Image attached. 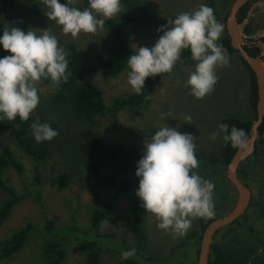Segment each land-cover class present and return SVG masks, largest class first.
Segmentation results:
<instances>
[{
  "label": "rangeland",
  "instance_id": "obj_1",
  "mask_svg": "<svg viewBox=\"0 0 264 264\" xmlns=\"http://www.w3.org/2000/svg\"><path fill=\"white\" fill-rule=\"evenodd\" d=\"M150 10L159 18L177 17L180 13H192L203 5L213 8L217 22L223 25V32L217 41L226 35L225 18L233 0H144ZM66 4V0H59ZM71 7L84 10L82 0H75ZM253 11L249 18L252 40L264 37V7ZM46 6L41 0H17L13 8L5 12L0 3V24L18 27L25 33L33 30L41 35L48 30L58 40L63 50L73 45L79 56L88 63L96 64L99 58H106L102 49V38H106L105 27L94 34L80 33L78 38L62 33V27L49 21L45 15ZM122 11V8H121ZM118 16V15H117ZM97 18H103L97 16ZM106 21V20H105ZM124 35L136 52L139 47L151 48L163 35L157 29L124 26ZM246 38V37H245ZM2 45H0L1 49ZM1 53V51H0ZM227 67H217V83L214 91L197 100L190 95L186 82L195 70V61L179 66L156 86L150 101L139 108H110L115 97L135 93L128 84V67L114 76L103 78L99 72L88 76L85 81L94 85L101 93L107 111L95 119L92 129L98 133L100 141L108 147H123L134 152H144L145 142H150L151 132L162 126L176 128L181 133H190L195 138V154L202 157L218 154L224 146L223 133L215 140L210 134L218 132V125L223 119L233 116L241 120H252L253 110L249 105V71L239 61L237 55L228 56ZM39 103L30 117L34 123L48 124L58 132L51 141H45L50 156L37 164L41 183L35 184V163L22 152L18 145L7 135V119H0V140L9 146L15 160L21 165V173L13 168L5 169L3 176L8 178L18 196L23 199L14 206L9 217L0 226V243L13 232L26 225L33 226L23 249L12 258L0 264H46L42 256L45 240L42 229L48 219L55 226H69L72 222L80 229H88L93 211L107 206L106 218L100 225V234L112 235V241L136 250V242L130 229L129 204L142 201L136 196L139 185L133 182L132 170L116 172L113 165L99 171L88 170L79 150L80 132L84 128L72 114L66 101L59 99L55 85L50 78L38 84ZM171 115H163L168 114ZM3 114L0 113V116ZM185 116H191V124L184 122ZM240 176L252 192V202L245 217L226 233H218L215 242L231 253V264H264V127L259 135L256 157L245 161L240 167ZM203 179L211 181L214 187L213 201L215 208L228 212L234 205L236 194L226 178V167H207L200 163L194 169ZM67 176L64 187H59L57 179ZM111 176L116 181L130 183L125 192L109 188L104 183V176ZM38 190L44 199V209L32 198ZM5 198L4 195L1 196ZM214 208V209H215ZM199 227L198 218L183 237L173 238V234L157 227L155 217L144 209L142 229L145 242L142 254L147 258L159 260V264H168L176 247L189 240L194 230ZM224 231V230H223ZM65 258L61 264H84L85 254L72 239L64 243ZM99 264H127L118 253L107 246L101 247Z\"/></svg>",
  "mask_w": 264,
  "mask_h": 264
},
{
  "label": "clouds",
  "instance_id": "obj_2",
  "mask_svg": "<svg viewBox=\"0 0 264 264\" xmlns=\"http://www.w3.org/2000/svg\"><path fill=\"white\" fill-rule=\"evenodd\" d=\"M41 2L46 6L48 20L56 22L63 34H71L73 38H78L81 32L96 33L104 27L105 20L116 18L121 11L120 0H89V7L82 11L71 7L75 0H66V4L59 0ZM167 25L158 29L163 35L154 46L139 47L127 59L130 69L127 82L140 94L147 78L171 74L181 51L190 49L196 64L185 86L190 87V95L202 100L214 91L217 67L229 65L226 49L217 43L223 25L216 21L213 8L203 4L192 13H180L174 21H167ZM0 45L10 53L0 59V113L3 114L0 119L14 121L19 116L22 122L27 121L39 103L38 84L42 79L50 78L57 87L68 81V54L48 30L37 35L31 29L25 33L18 27L6 26ZM191 120V116L184 117L185 123L191 124ZM218 129L210 134L211 140L226 132L228 125L220 124ZM32 131L38 143L51 141L58 135L48 124L34 123ZM223 139L238 149L248 143L245 131L234 126ZM195 149V138L190 133H181L166 124L150 142H145L144 154L137 164L136 196L145 211L155 217L157 227L172 233L174 239L185 236L194 219L215 216V185L193 171L199 166ZM135 255L133 248L123 251L121 258L127 260Z\"/></svg>",
  "mask_w": 264,
  "mask_h": 264
},
{
  "label": "trees",
  "instance_id": "obj_3",
  "mask_svg": "<svg viewBox=\"0 0 264 264\" xmlns=\"http://www.w3.org/2000/svg\"><path fill=\"white\" fill-rule=\"evenodd\" d=\"M17 0H0L4 6L5 12H8L14 7ZM122 11L118 16L111 20H106L104 27L106 31V38H102V49L106 58H99L96 64L88 63L82 59L76 48L73 45H68L64 50L68 55L67 73H70L68 81L61 82L55 90L57 97L67 102L72 114L76 117L79 123L84 126L80 132L79 150L83 156L84 163L88 170L92 172H99L108 166L113 165L116 172L125 173L132 170L134 180L133 182L139 185V178L136 176L137 164L142 158L144 152H134L123 147H108L101 143L99 135L92 129L95 119L102 116L108 109L100 91L92 84L85 81V79L99 72L103 78H108L119 73L127 66V59L136 54L130 46L129 41L124 35V26H134L138 28L160 29L161 26H166L167 21H174L176 17H168L161 19L157 17L148 7L144 0H120ZM252 2L244 5L237 14V21L239 23L246 19L248 9ZM83 8L89 7V0H82ZM257 8L256 10H260ZM216 21L218 20L215 15ZM172 27V25H167ZM3 27L0 24V32ZM252 34L251 24L248 22L244 36L247 41L243 43L244 50L252 57L263 59V53L258 45H252L250 42L254 41L250 38ZM264 42V37L260 38ZM220 45L226 49L227 56L237 55L236 51L230 46L227 36L221 39ZM0 59L10 55L5 52L3 47L0 49ZM239 58V57H238ZM182 61V62H181ZM190 49H183L181 51L180 60L177 61L173 68L176 71L180 65L191 62ZM242 65L249 71L251 80L249 85V105L253 110L252 120H241L239 118L230 116L223 119L221 124L228 125L226 132H222L223 136L231 132L234 126L238 129H243L249 137L252 121L255 116L256 103V86L254 76L248 66L239 58ZM169 74H161L156 77H149L145 81L143 91L140 94L132 93L124 96L115 97L110 102V108H139L153 97L156 86ZM34 121L31 117L27 121H21L19 116L14 121L7 120L5 130L8 137H10L34 163V177L35 184L41 183L40 170L37 164L46 160L50 156V149L46 142H37L34 138L32 125ZM264 127V119L259 127V135L262 133ZM157 131L151 132V137ZM257 147V146H256ZM237 148L231 146V142H225L224 146L218 154H208L205 156H198L196 158L198 163H204L207 167H226ZM256 157V150L246 161H253ZM240 164L238 168V176L243 182L240 173ZM13 168L18 174L21 173L22 167L15 160L10 148L2 140H0V226L9 217L12 209L18 204L23 197L18 196L14 188L9 183L8 178L3 176L5 169ZM67 176L60 175L57 179L59 187H64L67 183ZM103 183L109 188H115L119 192H125L129 189L130 183L116 181L111 176H104ZM244 183V182H243ZM245 184V183H244ZM246 185V184H245ZM5 198L2 199L1 196ZM32 198L44 209V199L38 190L32 195ZM264 210V206H263ZM215 216L212 219L198 218L199 227L191 234L189 240L185 243L181 242L175 249L174 254L168 260V264H195L198 244L202 231L214 219L224 215L220 207L214 209ZM108 207L104 206L92 212L88 229H80L75 222L69 226H55L52 221L46 220L42 229L44 235V242L42 245V256L46 264H61L65 258L64 243L72 239L79 245L80 250L85 254L84 264H99L101 247L107 246L112 248L121 256L123 251L131 250L127 246L117 244L112 241V235L100 234L99 229L102 221L106 218ZM130 217V229L136 242V255L127 259V264H159L158 259L147 258L142 254L145 242V235L142 229V222L144 216V208L138 201H132L128 209ZM242 216V218H244ZM241 218V219H242ZM239 221V220H238ZM236 221L234 224H237ZM222 230L221 233H226L231 230V227ZM33 230L30 224L13 232L6 240L0 243V263L12 258L19 253L28 239L29 234ZM220 233V232H219ZM218 235V234H217ZM216 235V236H217ZM215 240V239H214ZM233 256L227 250H224L220 244L215 241L211 247L209 264H231Z\"/></svg>",
  "mask_w": 264,
  "mask_h": 264
},
{
  "label": "water",
  "instance_id": "obj_4",
  "mask_svg": "<svg viewBox=\"0 0 264 264\" xmlns=\"http://www.w3.org/2000/svg\"><path fill=\"white\" fill-rule=\"evenodd\" d=\"M250 5L246 19L239 23L237 14L247 3ZM264 7V0H233L225 18V31L229 39L230 46L236 51L237 56L251 70L256 86L255 116L249 132L247 146L235 151L231 160L226 166V178L230 186L234 189L236 200L230 211L222 216L214 218L202 231L198 244V253L195 264H209L211 247L216 235L222 230L240 220L249 209L252 202V192L238 176V168L254 154L259 140V127L264 119V42L260 39L251 41L252 45H258L263 53V59L250 56L243 48V43L247 41L244 36L245 28L249 18L255 8Z\"/></svg>",
  "mask_w": 264,
  "mask_h": 264
},
{
  "label": "flooded vegetation",
  "instance_id": "obj_5",
  "mask_svg": "<svg viewBox=\"0 0 264 264\" xmlns=\"http://www.w3.org/2000/svg\"><path fill=\"white\" fill-rule=\"evenodd\" d=\"M247 39V38H246Z\"/></svg>",
  "mask_w": 264,
  "mask_h": 264
}]
</instances>
